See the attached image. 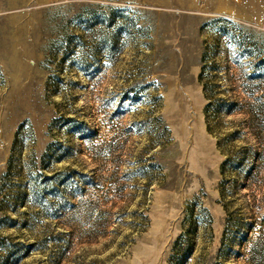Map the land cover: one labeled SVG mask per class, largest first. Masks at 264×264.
Here are the masks:
<instances>
[{"label":"rangeland","instance_id":"1","mask_svg":"<svg viewBox=\"0 0 264 264\" xmlns=\"http://www.w3.org/2000/svg\"><path fill=\"white\" fill-rule=\"evenodd\" d=\"M0 264H264V0H0Z\"/></svg>","mask_w":264,"mask_h":264}]
</instances>
